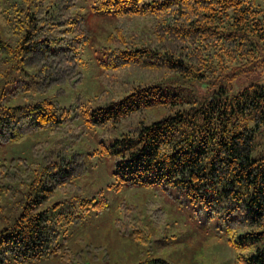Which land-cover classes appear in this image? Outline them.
<instances>
[{
	"label": "trees",
	"instance_id": "1",
	"mask_svg": "<svg viewBox=\"0 0 264 264\" xmlns=\"http://www.w3.org/2000/svg\"><path fill=\"white\" fill-rule=\"evenodd\" d=\"M78 2H89L110 23L95 50L101 95L93 98L105 102L84 108L81 126L100 128L112 140L109 146L99 140L100 149L88 156H116L115 190L181 191L221 221L239 262L264 264V85L256 81L264 74V7L256 0H0V91L13 82L11 96L52 88L61 95L62 87L80 82V55L92 33L75 11ZM185 81H198L209 93L200 103L187 100L180 91ZM82 107L47 98L0 106V145L42 129H78ZM32 153L37 161L0 163V197H24L0 229V264L54 255L59 264H91L99 249L72 252L65 228L89 211L100 214L107 201L98 194L72 211L52 201L75 188L73 180L86 171L83 155L64 141L35 143ZM118 208L116 232L148 244L151 230L135 207ZM155 243L160 250L171 238Z\"/></svg>",
	"mask_w": 264,
	"mask_h": 264
},
{
	"label": "rangeland",
	"instance_id": "2",
	"mask_svg": "<svg viewBox=\"0 0 264 264\" xmlns=\"http://www.w3.org/2000/svg\"><path fill=\"white\" fill-rule=\"evenodd\" d=\"M256 2L264 7V0ZM88 3L78 2L75 8V11L85 18L92 33L91 41L80 55V82L62 87L61 95H57L56 88H52L42 95L11 96L9 92L16 85L13 82L5 84L0 91V106L4 107L23 106L40 98L54 101L60 107H68L78 100L84 105L81 111H77L79 119L74 124L78 129L69 130L66 134L42 129L30 133L19 143L0 145V163L16 158L28 162L37 161L33 156L32 147L35 143L43 141L71 142L72 149L83 155L86 171L73 180L75 188L66 194H57L52 201L61 202L58 206L61 211L79 210L82 201L96 199L98 194L107 201V208L100 214L94 215L89 211L82 222L65 228L66 246L72 252L83 251L86 245L99 249L92 252L96 254V258L91 264H157L154 261L160 259L167 264H243L237 260L236 253L228 244L221 221L215 217H207L206 211L201 209L199 204L190 202L181 191L164 186L122 187L115 190L113 172L116 156H88L94 150L100 149L99 140L104 146H109L112 140L104 137L100 128L81 126L84 108H94L105 102L102 97L93 98L98 93L101 95L95 50L103 43V36L110 29L108 16L99 12L92 13L86 5ZM256 77L257 75L248 81H254ZM256 81L264 85V74ZM215 82L217 83V80ZM237 88L235 85L232 92ZM212 90L217 92L215 97H218L219 90L215 85L210 88V91ZM180 91L187 100L195 99L198 103L209 93L205 85L198 81H185ZM216 114L217 111H214L213 115ZM79 131L77 137L68 136ZM23 200L24 197H0V229L17 215ZM120 203L134 206L142 223L150 228L152 236L148 244L133 242L116 232L113 220L120 216ZM166 237L171 238V244L157 250L158 244L155 241ZM102 248L107 252L106 258L102 257ZM30 264H59V259L58 255H54Z\"/></svg>",
	"mask_w": 264,
	"mask_h": 264
}]
</instances>
